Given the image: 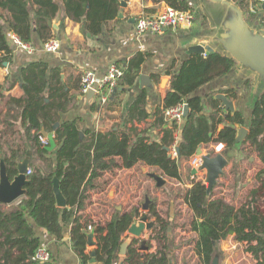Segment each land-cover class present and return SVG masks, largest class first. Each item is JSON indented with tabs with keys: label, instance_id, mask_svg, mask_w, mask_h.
Instances as JSON below:
<instances>
[{
	"label": "trees",
	"instance_id": "1",
	"mask_svg": "<svg viewBox=\"0 0 264 264\" xmlns=\"http://www.w3.org/2000/svg\"><path fill=\"white\" fill-rule=\"evenodd\" d=\"M183 11H192L203 24L208 21L200 15L189 0H153ZM64 5L67 16L77 22H84L86 29L99 34L103 27L118 17L121 0H0V68L13 61L15 47L10 42V32L18 34L26 42H33L35 33L42 42L52 34V20ZM33 7V14L30 10ZM243 10L246 6L241 3ZM34 15V17H33ZM259 17L264 25V15L252 13L247 20ZM145 54L138 53L125 66L123 85H132L139 76ZM236 61L218 52L206 55L193 54L184 60L181 68L172 73L170 88L162 104L153 113L150 127L169 124L165 110L182 101L187 102L189 111L181 127L178 140L179 156L173 158L169 147L176 141L177 122L164 129L159 141H150L147 131L140 133L135 121L147 120L151 114L146 110L147 93L143 91L131 104L125 126L107 131L83 130L75 120H63L62 114L69 110L75 99L61 82V70L49 72L48 63L37 61L21 69L22 94L6 95L14 84L8 79L0 82V152L6 156L8 175L17 174V159H23L32 151L29 183L25 196L13 207L5 209L0 205V264H39L31 260L42 241L37 230L48 231L57 239L63 238L64 229L71 225V240L80 264H90L92 250L96 251L98 264H168L166 225L151 235L159 248L155 253L140 250L141 238L128 246L126 255L119 254L124 234L129 230L139 209L122 211L115 208L113 216L105 223L93 222L85 209L91 202V192L101 189L99 179L106 172L130 169L138 164L157 167L165 176L180 180V158L197 153L203 144L210 141L223 142L227 148H234L239 127H247L249 133L241 143L243 150L257 153L262 167L258 171L259 184L252 189L251 198L241 206L214 197L215 188L207 196V184L203 180L184 189V201L194 214L191 229L196 233L195 252L204 264H210L216 243L234 235L238 242L246 243L256 264H264V92L254 98L250 120L241 110H223L221 100L211 97L209 103L216 111L204 113L203 97L196 91L215 77L231 72ZM120 65V64H119ZM170 72V71H169ZM244 86H250L247 79ZM229 96L238 97V90L227 91ZM112 97V96H111ZM132 123L131 125H129ZM224 127L219 130V125ZM54 134L57 146L50 151L40 141L42 130ZM212 152V150H208ZM251 155L248 156L250 159ZM235 165L233 167L234 171ZM60 181V189L66 199V206L57 205L53 178ZM150 216L160 223L163 218L157 212L156 204L150 206ZM92 225L97 245L88 251V227ZM122 258V259H121ZM52 259V258H51ZM43 264H53L47 261Z\"/></svg>",
	"mask_w": 264,
	"mask_h": 264
},
{
	"label": "crops",
	"instance_id": "2",
	"mask_svg": "<svg viewBox=\"0 0 264 264\" xmlns=\"http://www.w3.org/2000/svg\"><path fill=\"white\" fill-rule=\"evenodd\" d=\"M122 1L124 4H122ZM189 1L195 5L199 14L204 16L200 11L197 0ZM235 1L240 5L242 3L246 6V10H244L246 18L252 15L251 8L256 9L258 15H264V8L259 0ZM165 5L167 4L154 2L153 0H121L119 14L122 13V16L118 14L115 20H111L104 25L101 33L93 34L86 29L84 22L74 21L67 16L65 7L61 3L58 15L51 22L53 36L61 41L60 49L54 53L42 50L44 42L39 39L37 33H35L33 42H31L36 47L33 53L15 48L13 61L8 66L0 68V82L3 83L5 78H7L8 85L14 84V87L10 91H7L6 95L14 94L19 96L22 94L20 74L23 67L32 62H46L49 66V72L55 68L61 70V82L63 86L69 91L70 95L75 97L69 106V110L62 114V119L77 121L78 126L85 131H107L125 126V118L131 104L143 91H146V110L151 116L141 122L135 121V126L140 133L147 131L150 141L161 140L164 135V129L171 127V123L168 122L169 124H166L164 127L150 126L154 122L153 113L162 104L170 88L172 73L177 72L181 68L183 61L193 55L187 53L184 38L188 35L198 34L205 27L209 26V22L207 25H204L203 19L200 20L195 14V26L193 28L168 29L164 34L160 35L137 33L136 21L138 18L143 14H157ZM30 10L33 14V7H30ZM1 12H3L2 9H0ZM259 19L257 17L253 18L250 22L247 21L251 25L264 27V25L259 24ZM138 53L145 54L146 59L141 66L136 81L132 85H123V81L121 80L117 92L110 97L106 104H102L96 94L89 96L88 94L84 95L81 93V75L84 71L92 70L97 75L102 76L112 64L116 63L126 66ZM142 74L148 76L151 82L141 85L139 77ZM164 80L165 83H163ZM246 80L239 77L233 68L228 74L215 77L200 87L196 91V95L203 97L205 105L204 113L209 116L214 114L216 109L210 105L209 99L212 96L216 98V94L218 93H224L233 101L235 110H241L247 121H249L255 97L250 90V86L248 88L244 86ZM230 89L238 90V97L233 98L229 96L227 91ZM223 110L228 112L225 108ZM185 121L186 118L183 123L178 124L179 129L175 132L177 144L181 135V127ZM223 127L224 125L220 124L218 129L221 130ZM215 143L214 141H210L208 145L203 144V151L206 153L208 150H212L213 152ZM244 147L245 145L241 141L234 148L228 149L225 146V150L222 153L227 156L229 163H231V168L234 167V162L238 161L239 163L243 158L247 150H243ZM191 157L182 156L180 158V180L169 178L157 167L152 166L146 167L148 170L149 168L154 169L153 171L165 180L164 184L161 187L157 186L155 179L147 173L144 174V178L142 179L143 182L147 181L149 192L152 195L160 197L158 201H154V204H156L157 212L164 221L158 223L155 218H149V220L152 219L151 221H154V226L150 230L145 229L141 237L143 238L149 233L153 235L161 229L162 225L168 224L166 225V231L161 232V234L165 233L166 236L163 243L167 244L168 264H204L202 258L195 252L197 236L191 229L194 214L184 201V189L191 188L195 182L199 181L198 175L190 164ZM248 164L246 169H248L249 173H253V175L247 176L245 179V171L244 173H225L221 178H227L225 179L227 186L233 182V190L229 194H225L222 191L218 192V183L215 188L214 197H223L236 207L241 206L246 200L250 199L252 189L259 184L258 171L262 167V163L256 152L251 153ZM189 166H191V171L187 173ZM135 168L136 166L130 169H118L115 172H106L98 180L103 187L91 192V202L85 209V214L93 222L105 223L110 220L115 208L122 209V211H133L138 208L140 213L144 210L143 206L140 208V205H138L141 196L140 187L137 186L136 189H133L131 186V181L135 180V178L130 177L137 176L133 174ZM143 169L145 170V168ZM241 179L245 182L241 181ZM170 184L182 188L174 195V200H181L183 202V205L179 206L180 209L175 207L173 201L166 199V197L171 195L172 188H170ZM128 186L133 190L128 191ZM123 192L125 196H123ZM121 195L122 197L120 198ZM165 204V207L168 206L166 210L163 207ZM177 212L180 213L177 215ZM148 214L151 217L149 211ZM186 215L188 217L184 218ZM134 220H138V218L135 217ZM37 233L41 238V245L47 246L51 251V261L53 264H80V258L72 245L71 225L65 227L64 235L61 239H57L48 231L41 228L37 230ZM129 236L132 235L127 231L124 234V239ZM150 243L152 246L145 252H157L159 242L156 239H152ZM247 247L246 243L238 242L234 235H231L227 239L216 243L213 258L217 257L219 264H256L257 260L247 250ZM92 249L94 248L88 245V251Z\"/></svg>",
	"mask_w": 264,
	"mask_h": 264
},
{
	"label": "water",
	"instance_id": "3",
	"mask_svg": "<svg viewBox=\"0 0 264 264\" xmlns=\"http://www.w3.org/2000/svg\"><path fill=\"white\" fill-rule=\"evenodd\" d=\"M200 11L206 16L209 26L205 27L200 33L188 35L184 38L185 46L188 54L204 55L218 52L226 55L236 61L234 66L235 73L242 79H250V90L257 97L264 92V27L259 25H251L245 16V12L241 5L235 0H197ZM122 4L124 2L122 1ZM122 16V13L119 14ZM8 62L5 66H8ZM141 85L151 82L146 75L139 77ZM165 83V80L163 81ZM94 91L88 93L89 96ZM216 98L221 100V106L226 111H235L234 103L224 93L216 94ZM189 111L186 105V114ZM249 129L247 127H239L237 134V142L247 137ZM42 134L49 139V145L46 148L50 151L57 146L55 136L52 133L42 130ZM169 149V148H168ZM179 155V147H177ZM197 154L201 156L202 163L196 170H206L205 182L207 184V196L209 197L213 188L218 184L219 179L225 175L226 167L229 160L224 153H205L202 148L197 150ZM32 151L29 150L25 158L17 159V174L11 179L8 175L6 156L2 152L0 154V205H11L26 194V185L29 183L28 170L31 164ZM196 170H194L196 172ZM148 175L155 179L157 186L161 187L165 180L155 172H149ZM54 193L57 205L59 207L66 206V199L60 189V181L54 176ZM145 210L150 209V199L146 195ZM154 226V221L149 220V215L145 214L138 220H134L128 232L132 235L124 239L121 244L119 254L125 256L128 246L136 238H141L140 250L149 249L147 242L150 240L151 233L141 237L145 229L150 230ZM88 245L95 248L97 241L95 232L91 230L87 233ZM96 251L92 250V264H98L95 258ZM211 264H219L217 257L213 258Z\"/></svg>",
	"mask_w": 264,
	"mask_h": 264
},
{
	"label": "built area",
	"instance_id": "4",
	"mask_svg": "<svg viewBox=\"0 0 264 264\" xmlns=\"http://www.w3.org/2000/svg\"><path fill=\"white\" fill-rule=\"evenodd\" d=\"M264 8V0H259ZM253 13H257V10L251 8ZM195 26V13L192 11H183L175 9L169 5H165L157 14L154 15H141L136 21L137 33H151V34H164L168 29L177 28H193ZM10 42L16 49L33 53L36 47L21 39V37L10 32ZM61 47V41L57 37H51L49 40L43 43L42 50L54 53L57 52ZM206 55V54H204ZM125 73V66L119 64H112L108 71L102 75H97L92 70H86L81 75V93L86 95L90 91H94V94L98 96L102 104H106L110 97L113 96L118 88L120 82ZM186 105L187 102L182 101L176 106L169 107L165 110V119L167 122H177L181 124L186 118ZM40 141L43 145H49L48 137L43 134L40 135ZM226 144L223 142H216L214 145L213 153H222L225 150ZM177 140L169 147V153L173 158H177L178 150ZM202 163L201 156L197 153L194 154L190 159V164L194 170L198 169ZM197 171V170H196ZM32 173V169L29 168L28 174ZM89 232L93 230V226L88 227ZM52 258L51 251L45 245H41L35 254L31 257V260L39 264H43L50 261ZM115 264H122L117 262Z\"/></svg>",
	"mask_w": 264,
	"mask_h": 264
},
{
	"label": "rangeland",
	"instance_id": "5",
	"mask_svg": "<svg viewBox=\"0 0 264 264\" xmlns=\"http://www.w3.org/2000/svg\"><path fill=\"white\" fill-rule=\"evenodd\" d=\"M200 18V20H202V18L201 17H199ZM197 20V19H196ZM199 20V19H198ZM209 152V151H208ZM2 153V151L0 152V154ZM207 153V152H206ZM251 154L249 153V151H246L245 152V154H244V156H243V158L240 160V162L238 163V161H236V162H234L235 163V168H234V171H233V168H231V163H229V165L227 166V168H226V173H229V174H234V173H244V171H245V179L247 178V176H250V175H253V173H249V171H248V169H246V167H248V161H249V159H248V156H250ZM143 168H145V170L143 169ZM154 169H152V168H149V170H148V168L146 167V166H143V164H140L139 166H136V168L133 170L134 171V173L133 174H135V175H137V176H135V177H130V178H135V180H133V181H131V186L133 187V189H136L137 188V186H139L140 187V190H141V196H140V199H139V204L138 205H140V208L143 206V204L145 203V200H146V196H145V194L146 195H148L149 196V199H150V206H151V204H153V203H155L156 201H158L159 199H160V197L159 196H156V195H152L149 191V188H148V183H147V181L146 182H143V176H144V174L145 173H149V172H154L153 171ZM189 171H191V166H189L188 168H187V173L189 172ZM233 173H232V172ZM196 174L198 175L197 177H198V179L199 180H203V181H205V177H206V170H197L196 171ZM225 179H227V178H225ZM224 178H221V179H219V187H218V192L219 191H222L223 193H225V194H229V192H231V190H233V182H231V184L229 185V186H227V182H226V180H225ZM139 180V181H138ZM241 181H243L242 179H241ZM175 182V181H174ZM177 182V181H176ZM243 182H245V181H243ZM218 185V184H217ZM129 187V186H128ZM170 188H172V190H171V195H169L168 197H166V199L169 201H173V204L175 205V207H178L177 209H180L179 208V206H182L183 205V202L181 201V200H178V201H176V200H174V195H175V193H177L178 191H180L182 188L180 187V186H174V184H170ZM169 188V189H170ZM133 189H131L130 187L128 188V191L129 190H133ZM168 189V188H167ZM224 190V191H223ZM168 194H169V192H168ZM123 196H125V193L123 192ZM122 197V195L120 196V198ZM151 197V198H150ZM18 201V200H17ZM17 201L16 202H14L13 204H11V205H4V204H2L1 206L3 207V208H5V209H9V208H11V207H13V205L15 204V203H17ZM155 201V202H154ZM166 206V204L165 205H163V207H164V209L166 210L167 208H168V206L167 207H165ZM144 209V208H143ZM176 209V208H175ZM145 210V209H144ZM142 210V212L140 213L139 212V217H137L138 219L139 218H141L143 215H145V214H147V215H149L148 214V210ZM147 211V212H146ZM175 211H177V210H175ZM150 213V212H149ZM180 212H177V215L179 214ZM175 214H176V212H175ZM182 215H183V213H182ZM188 217V215H186V216H184V218H187ZM149 218H153V217H149ZM183 219V218H182ZM152 220V219H151ZM180 221H182V220H180ZM237 252V251H236Z\"/></svg>",
	"mask_w": 264,
	"mask_h": 264
}]
</instances>
